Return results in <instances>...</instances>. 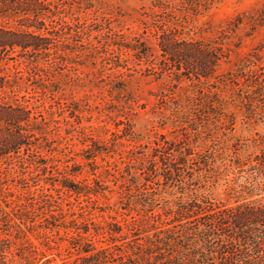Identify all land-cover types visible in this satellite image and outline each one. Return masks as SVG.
Masks as SVG:
<instances>
[{
	"label": "rangeland",
	"instance_id": "1",
	"mask_svg": "<svg viewBox=\"0 0 264 264\" xmlns=\"http://www.w3.org/2000/svg\"><path fill=\"white\" fill-rule=\"evenodd\" d=\"M46 3L50 54L34 61L0 53L1 101L30 112L25 129L33 135V151L0 162V264H81L84 245L102 253V264H123L131 247L145 249L160 224L129 200L140 199L139 169L162 139L188 138L195 152L208 153L212 167L200 191L232 205L235 163L264 153V0H213L196 12L179 0H166V9L153 0ZM164 20L219 49L214 75L221 80L244 72L235 82L205 85L224 101L221 114L194 117L195 81L181 69L161 70ZM5 127L0 122V134ZM157 197L155 214L170 199L162 191Z\"/></svg>",
	"mask_w": 264,
	"mask_h": 264
},
{
	"label": "trees",
	"instance_id": "2",
	"mask_svg": "<svg viewBox=\"0 0 264 264\" xmlns=\"http://www.w3.org/2000/svg\"><path fill=\"white\" fill-rule=\"evenodd\" d=\"M179 1L184 8L196 12L201 6L206 9L213 0ZM153 5L167 8L166 0H153ZM47 8L46 0H0V53L7 56L17 53L34 61L49 55L55 38L50 33L54 21L45 14ZM7 20L15 22L16 27L7 26ZM158 22H161L158 47L164 61L163 66L160 64L161 70L181 69V74L184 72L190 81H195L189 113L197 119L203 114H221L224 101L211 91L212 85H205L211 78H217L220 84L226 80L235 82L240 74L244 77V72L241 70L239 75L231 74L229 79L221 80L214 75L222 57L218 48L183 37L181 29L168 25L171 21ZM5 86V77L0 75V91ZM1 100L0 97V122L6 123L7 133L0 134V162L33 151L29 143L33 135L25 129L31 120L30 112ZM180 108L178 104L174 112ZM103 151L97 149L98 153ZM212 162L208 153L195 152L188 138L178 142L162 139L155 143L148 166L139 169L144 182L135 185V189L141 197L129 200V204L141 206L160 227L147 237L145 249H140V245L136 252L131 247L123 264H264V153L254 155L249 162L235 163L238 175L228 193L232 205L211 202L200 191L204 171H211ZM38 164L46 170L45 162ZM61 185L75 194L80 193L68 183ZM159 191L170 199L155 214L154 209L160 202ZM81 253V264L103 263L102 253L93 252L88 245L82 247Z\"/></svg>",
	"mask_w": 264,
	"mask_h": 264
}]
</instances>
